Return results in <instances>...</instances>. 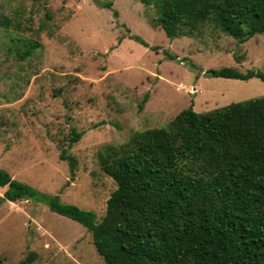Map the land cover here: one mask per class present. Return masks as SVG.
Masks as SVG:
<instances>
[{
    "label": "rangeland",
    "instance_id": "rangeland-1",
    "mask_svg": "<svg viewBox=\"0 0 264 264\" xmlns=\"http://www.w3.org/2000/svg\"><path fill=\"white\" fill-rule=\"evenodd\" d=\"M154 13L141 0H0V170L100 221L116 189L99 163L105 146L188 108L264 96L258 78L207 74L264 71V34L239 43L207 25L170 39ZM72 129L83 135L67 149ZM62 150L76 161L74 179ZM32 253L33 264H105L90 232L42 199L0 201V261Z\"/></svg>",
    "mask_w": 264,
    "mask_h": 264
},
{
    "label": "trees",
    "instance_id": "trees-1",
    "mask_svg": "<svg viewBox=\"0 0 264 264\" xmlns=\"http://www.w3.org/2000/svg\"><path fill=\"white\" fill-rule=\"evenodd\" d=\"M141 3L154 10L155 27L170 39L193 36L207 25L239 43L264 34V0ZM207 74L258 78L264 85V71ZM70 133L67 149L83 135ZM66 153L60 158L74 179L76 161ZM99 163L116 185L100 221L61 204L58 196L41 198L3 170L0 201L42 199L51 212L90 232L105 264H264V96L206 113L185 109L163 127L105 146ZM34 258L32 253L18 264Z\"/></svg>",
    "mask_w": 264,
    "mask_h": 264
}]
</instances>
